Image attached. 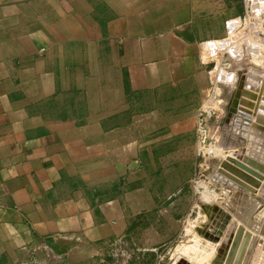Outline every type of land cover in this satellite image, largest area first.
Wrapping results in <instances>:
<instances>
[{"label":"crops","instance_id":"0c3cea01","mask_svg":"<svg viewBox=\"0 0 264 264\" xmlns=\"http://www.w3.org/2000/svg\"><path fill=\"white\" fill-rule=\"evenodd\" d=\"M235 1L0 0V264L125 236L146 195L108 194L145 139L186 131L158 109L121 119L135 96L207 95Z\"/></svg>","mask_w":264,"mask_h":264},{"label":"rangeland","instance_id":"374dc122","mask_svg":"<svg viewBox=\"0 0 264 264\" xmlns=\"http://www.w3.org/2000/svg\"><path fill=\"white\" fill-rule=\"evenodd\" d=\"M255 1L251 0L249 4L248 0H236L233 16L224 17L222 39L230 41V35L236 36L234 39L239 42L234 44L230 41L236 48H240L241 44L247 47V41L254 36L253 31L260 18L257 15L259 4ZM231 28L235 29L232 33ZM216 44L217 54L212 63L213 82L205 97L196 90L184 94L167 90L135 96L133 106L121 119L127 120L134 113L158 109L164 112L170 121H174L177 127L182 126L186 131V135L181 137L160 129L156 134L158 141L152 143L151 139H145L146 144L141 147L138 162L134 165L138 166L139 172L134 179L120 180L108 194L110 197L118 192L139 188L146 195L147 202L144 201L145 205L134 213L125 236L98 245L92 254L79 261H72L66 249H58L47 243L15 264H177L181 258L188 259L193 264H200L199 258L207 255L213 246L211 244L206 250L202 248V240L209 241L203 234L215 233L223 223L221 217L216 213L213 215L212 211L205 213L207 218L196 212L199 208L198 199L203 198V193L198 189V182L210 180L209 182L214 183L202 171L206 167L209 168L210 158L218 157L207 148L209 141L206 129L210 128L201 125V117L209 113L218 117L217 110L209 112V107H212L213 101L218 98L217 87H222L218 80L220 71L224 72V68L231 71L232 67L231 52L219 46V42ZM245 53L250 56L248 51ZM224 128L227 133L231 132ZM223 132L220 134V140L226 137ZM217 184L221 185L218 182ZM190 214L191 220L188 219ZM193 218L196 219L192 220ZM195 235L199 236L198 240L188 241ZM199 243L202 247L196 248Z\"/></svg>","mask_w":264,"mask_h":264},{"label":"bare ground","instance_id":"6f19581e","mask_svg":"<svg viewBox=\"0 0 264 264\" xmlns=\"http://www.w3.org/2000/svg\"><path fill=\"white\" fill-rule=\"evenodd\" d=\"M256 1L259 4L257 15L260 18L257 29H253L254 36H251V31L250 40L246 39L249 42L246 44L248 46L241 44L237 49L236 45L230 43L232 41L235 44L237 41L234 39L236 36L233 35V38L230 35V41H219V46L231 52L232 67L231 71L224 68V72L217 69L221 72L218 80L222 87H217L218 94L215 93L218 98L213 99V106L208 110L209 112L217 110L218 117L224 116L225 110L221 107L224 103L221 98L223 85L231 87L233 95L240 88L245 103L238 105L236 114L239 117L236 120L240 118L242 124L240 128L244 129V135L239 146L224 147L223 142L220 141L223 127L218 128L215 134H212L210 129H206L209 141L207 148L218 157L212 158L213 163L208 161L209 168L205 169L209 170L206 176L214 183L209 182L210 180L198 182V189L203 193V198L198 199L199 208L196 212L207 218L205 213L212 211L213 215L216 213L221 217L223 223L213 234L206 235L199 232L209 241L202 240L203 247L199 243L196 244V248L202 247L206 250L213 244L207 255L199 258L200 264H264V0ZM234 30L231 28V33ZM246 51L250 56L245 53ZM249 71L251 75H248ZM248 102H251V106ZM235 124L236 122L234 127ZM227 159H231L228 162L234 169L222 165ZM215 181L216 184L218 182L221 185H216ZM191 217L192 214L188 219L191 220ZM198 237L191 236L188 241L198 240ZM185 263L193 264L190 260L182 258L177 262V264Z\"/></svg>","mask_w":264,"mask_h":264},{"label":"water","instance_id":"95a60500","mask_svg":"<svg viewBox=\"0 0 264 264\" xmlns=\"http://www.w3.org/2000/svg\"><path fill=\"white\" fill-rule=\"evenodd\" d=\"M248 75H251V72H248ZM250 85V84H249ZM233 89L229 87L228 85H223V91H222V96L221 98L224 100V103L221 104V107L224 108L225 110V115L221 117H217L215 114H208L206 116L201 117V125L203 127L209 126L210 131L212 134H215L218 130V128L225 127L228 131H231L230 133H227L225 130L223 132V135H227V137H224L223 140H220L223 142V146H239L241 143V140L243 138V132L244 129H241L240 126L241 121L240 118L236 113H237V108L239 104H244L245 100L241 96V91L240 88L236 92L235 95H233ZM244 93L246 90L244 89ZM248 105L251 106V102H248ZM235 127H234V123ZM234 127V128H233ZM237 128V129H236ZM209 162L213 163L212 158L208 160ZM228 161H231V159H227L223 161V166L225 168H230L234 169L231 164H229ZM209 171V170H208ZM207 170H203L202 173L204 175H208ZM242 253V252H241ZM241 258H239L238 261H240Z\"/></svg>","mask_w":264,"mask_h":264},{"label":"trees","instance_id":"16d2710c","mask_svg":"<svg viewBox=\"0 0 264 264\" xmlns=\"http://www.w3.org/2000/svg\"><path fill=\"white\" fill-rule=\"evenodd\" d=\"M125 88H126L127 92L130 91V85H129V81L128 80H125Z\"/></svg>","mask_w":264,"mask_h":264},{"label":"built area","instance_id":"2783aa9c","mask_svg":"<svg viewBox=\"0 0 264 264\" xmlns=\"http://www.w3.org/2000/svg\"><path fill=\"white\" fill-rule=\"evenodd\" d=\"M248 2H249V4H250L251 0H248Z\"/></svg>","mask_w":264,"mask_h":264}]
</instances>
